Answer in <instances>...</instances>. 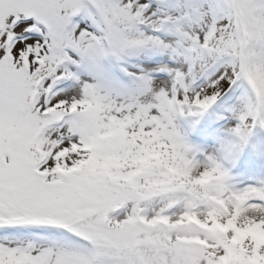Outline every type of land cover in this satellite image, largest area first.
Wrapping results in <instances>:
<instances>
[{"label": "snow or ice", "instance_id": "1", "mask_svg": "<svg viewBox=\"0 0 264 264\" xmlns=\"http://www.w3.org/2000/svg\"><path fill=\"white\" fill-rule=\"evenodd\" d=\"M261 163L264 0H0V264H264Z\"/></svg>", "mask_w": 264, "mask_h": 264}, {"label": "rangeland", "instance_id": "2", "mask_svg": "<svg viewBox=\"0 0 264 264\" xmlns=\"http://www.w3.org/2000/svg\"><path fill=\"white\" fill-rule=\"evenodd\" d=\"M206 121H207V117L205 118V122ZM209 147H211V145H209ZM246 158L247 157H242V159H246ZM150 160H157V161L164 160L165 164L167 163V158L163 157L159 151H149L146 149L144 160H142L141 163ZM169 172L171 173L174 179H181L182 177V173L179 171V165L176 166V169H169ZM261 173H264V163L258 164L255 168L245 169L242 165H238L237 167L232 169V175L236 178V182L240 185H247L252 183L253 179L259 176ZM183 180L184 182L192 185L193 187L198 188L202 198L206 202L215 204L217 208L220 209L223 213L228 212L229 206H233V207L235 206L234 204L219 198L220 196L223 195V193L221 191L216 190L215 188V186L218 183V177L208 176L200 180L193 181L187 178L186 176H183ZM239 197H236V201H237L236 205H242L244 203L245 198L244 197L239 198ZM239 210L240 209L238 208L236 214ZM235 215L233 216V221L229 222L228 225H221L214 221L213 229L219 232H226L228 228H234ZM190 222L198 223V221H196V218L194 216L190 218ZM236 233H237V236L235 238L236 240L242 239L247 236L240 229H236ZM252 238L256 240L258 243H264V237L261 238L252 237ZM238 259L239 256L234 253L229 257L228 260L225 261V264H234V261Z\"/></svg>", "mask_w": 264, "mask_h": 264}, {"label": "bare ground", "instance_id": "3", "mask_svg": "<svg viewBox=\"0 0 264 264\" xmlns=\"http://www.w3.org/2000/svg\"><path fill=\"white\" fill-rule=\"evenodd\" d=\"M208 176H212V175L209 174V173H205L204 175L200 176V178H199L198 180H200V179H202V178H205V177H208ZM186 177L189 178L188 176H186ZM189 179H190V178H189ZM190 180H192V179H190ZM240 186H244V185H240ZM239 198H243V196H240ZM227 202H230V203L233 204L232 199H228ZM236 203H237V201H236V199H235V205H236ZM254 210H255L254 207H253V208H249V209H240V210L237 212V214L235 215V220H236V217H237V216L242 215L243 211H249V212H252V211H254ZM242 231H243L247 236H251V237H255V238H261V237L264 236V226H261V225H259V224H253V223H251V222H248V223L244 226V228H243Z\"/></svg>", "mask_w": 264, "mask_h": 264}]
</instances>
